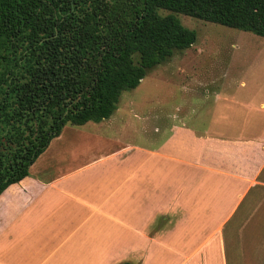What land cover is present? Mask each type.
I'll return each instance as SVG.
<instances>
[{
  "label": "crops",
  "instance_id": "1",
  "mask_svg": "<svg viewBox=\"0 0 264 264\" xmlns=\"http://www.w3.org/2000/svg\"><path fill=\"white\" fill-rule=\"evenodd\" d=\"M193 91L216 121L160 118L155 142L131 102L66 125L0 195V264H264V101Z\"/></svg>",
  "mask_w": 264,
  "mask_h": 264
},
{
  "label": "trees",
  "instance_id": "2",
  "mask_svg": "<svg viewBox=\"0 0 264 264\" xmlns=\"http://www.w3.org/2000/svg\"><path fill=\"white\" fill-rule=\"evenodd\" d=\"M177 13L264 38V0H0V195L66 125L110 118L196 42Z\"/></svg>",
  "mask_w": 264,
  "mask_h": 264
},
{
  "label": "rangeland",
  "instance_id": "3",
  "mask_svg": "<svg viewBox=\"0 0 264 264\" xmlns=\"http://www.w3.org/2000/svg\"><path fill=\"white\" fill-rule=\"evenodd\" d=\"M161 13L170 11L162 10ZM177 15L185 26L196 30V42L188 48L175 50L166 61L149 69L140 85L124 91L119 100L116 115L131 102L134 105L125 114L133 108L151 119L146 123L148 133L142 136L143 141H156L154 127L160 118L178 121L181 115L184 122L193 125L216 121L214 112L219 106L211 108L213 100L209 94L193 90H219L217 93L237 90L240 99H247L248 93L256 91L252 103L258 109L264 101L263 37L186 14ZM92 125L94 122L87 126ZM138 136L133 138L138 139Z\"/></svg>",
  "mask_w": 264,
  "mask_h": 264
}]
</instances>
